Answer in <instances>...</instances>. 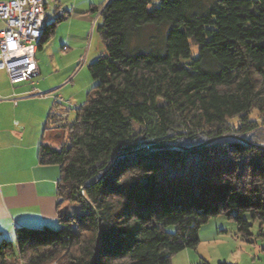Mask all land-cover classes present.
<instances>
[{"label": "trees", "instance_id": "obj_1", "mask_svg": "<svg viewBox=\"0 0 264 264\" xmlns=\"http://www.w3.org/2000/svg\"><path fill=\"white\" fill-rule=\"evenodd\" d=\"M93 11L105 51L88 66L92 86L71 122L50 118L66 143L39 150L40 165L59 168L58 228H15L0 264H170L218 215L244 240L251 223L262 230L264 0H109Z\"/></svg>", "mask_w": 264, "mask_h": 264}, {"label": "crops", "instance_id": "obj_2", "mask_svg": "<svg viewBox=\"0 0 264 264\" xmlns=\"http://www.w3.org/2000/svg\"><path fill=\"white\" fill-rule=\"evenodd\" d=\"M108 1L87 0L89 11L73 4L71 12L64 11V19L60 22L72 23L74 18H78L79 22L84 20L87 23H83L94 29L93 10ZM3 28L0 21V30ZM50 40L36 50L39 74L35 78L10 84L5 71L0 70V237L10 234L12 238L17 227L41 228L58 224L56 209L61 200L57 193L59 168L40 165L39 150L42 145L55 150L59 149L56 146H62L58 140L63 139L64 130L55 129L50 118L55 119V115L60 114L68 121L71 115V110L65 106L71 104L63 105L58 99L67 94L65 87L72 82L70 68L77 61L63 65L54 60L50 63L49 59L54 54V49L48 48ZM76 41L84 44V35L68 38L69 43ZM43 48L49 55L45 56ZM68 50L69 46L63 42L59 52L63 55ZM78 64L73 68V75L79 70Z\"/></svg>", "mask_w": 264, "mask_h": 264}, {"label": "rangeland", "instance_id": "obj_3", "mask_svg": "<svg viewBox=\"0 0 264 264\" xmlns=\"http://www.w3.org/2000/svg\"><path fill=\"white\" fill-rule=\"evenodd\" d=\"M44 1L47 4L45 5L46 24L51 23L57 15H65V10L71 12L73 4L83 9H89L87 0ZM93 4L101 3L93 2ZM98 14V11L93 13L94 26L100 23ZM80 21L82 23L79 22L78 18H74L72 23L65 20L58 23L48 46V48L54 49L52 59H49L50 63L53 60L57 64L62 63V65L65 62L72 63L74 60L77 61L76 65L79 63V70L76 74L73 75V68L76 65L70 68L69 77H71L72 82L65 87L64 92L67 94L62 96V99L68 104L77 107L85 103L87 93L92 86L88 66L105 51L104 44L96 32V27L91 29L90 24L88 26L86 21ZM83 21L86 23H83ZM81 35H84V44L81 45L79 41L68 42V38L80 37ZM63 42L69 46V50L61 55L59 49ZM43 51L45 56L49 55L46 54L44 48ZM38 55H40V52H38ZM71 105L66 106L67 109L71 110L68 122H71L75 116L73 113L74 108ZM61 116L64 117V115ZM252 118L254 119L255 116H252ZM67 137V130H64L63 139L58 140L60 144H65ZM56 147L60 148V146ZM251 225L250 232L252 236L248 240H244L239 237L236 223L233 220L228 219L224 215L210 218L200 229L198 246L195 249H185L174 255L170 264H264V224L262 230L259 229V223L257 222L251 223ZM48 227L57 229L58 224ZM10 236V234H6L0 237V240L3 238L11 240L13 237L11 238ZM18 264L22 263L19 262Z\"/></svg>", "mask_w": 264, "mask_h": 264}, {"label": "built area", "instance_id": "obj_4", "mask_svg": "<svg viewBox=\"0 0 264 264\" xmlns=\"http://www.w3.org/2000/svg\"><path fill=\"white\" fill-rule=\"evenodd\" d=\"M43 19L44 0L0 1V21L4 25L0 30V70L5 71L10 84L38 76L34 35ZM58 102L65 103L62 99Z\"/></svg>", "mask_w": 264, "mask_h": 264}, {"label": "water", "instance_id": "obj_5", "mask_svg": "<svg viewBox=\"0 0 264 264\" xmlns=\"http://www.w3.org/2000/svg\"><path fill=\"white\" fill-rule=\"evenodd\" d=\"M217 139H232V140L241 142V143L246 144V145H252V144H249V142L247 140L239 138V137H236V136H224V137L217 138ZM213 141H215V139L207 141L203 145H206V144L211 143ZM253 146H256L260 150L264 151V145H262V144H253ZM158 147H161V146H153L152 148H158Z\"/></svg>", "mask_w": 264, "mask_h": 264}, {"label": "bare ground", "instance_id": "obj_6", "mask_svg": "<svg viewBox=\"0 0 264 264\" xmlns=\"http://www.w3.org/2000/svg\"><path fill=\"white\" fill-rule=\"evenodd\" d=\"M46 23H47L46 20L43 19V21L40 24L39 32L35 33V35H34V49H37V46H38V44L40 42V39L43 36L44 30H45V27H46Z\"/></svg>", "mask_w": 264, "mask_h": 264}]
</instances>
